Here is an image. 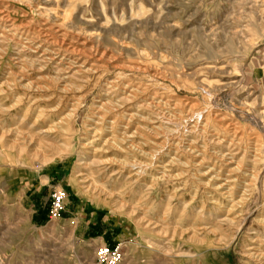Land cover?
Here are the masks:
<instances>
[{
	"label": "rangeland",
	"instance_id": "obj_1",
	"mask_svg": "<svg viewBox=\"0 0 264 264\" xmlns=\"http://www.w3.org/2000/svg\"><path fill=\"white\" fill-rule=\"evenodd\" d=\"M1 10L0 264H98L109 228L122 264H264V0H0ZM43 39L105 59L77 79L58 74L33 63L27 48ZM217 135H237L234 159ZM50 186L69 197L54 221Z\"/></svg>",
	"mask_w": 264,
	"mask_h": 264
},
{
	"label": "bare ground",
	"instance_id": "obj_2",
	"mask_svg": "<svg viewBox=\"0 0 264 264\" xmlns=\"http://www.w3.org/2000/svg\"><path fill=\"white\" fill-rule=\"evenodd\" d=\"M7 11V10H6ZM1 12H3V10H1L0 11V13ZM5 13V12H4ZM4 13H1L0 14V22H1V20L3 21L4 19L6 20L7 18H8V15L7 16H5V14ZM8 14V13H7ZM12 14V13H11ZM10 16V15H9ZM13 17V16H12ZM15 17V16H14ZM11 19V18H10ZM14 19L15 18H13V21H14ZM8 20H9V18H8ZM19 21H20V19H19ZM2 23V22H1ZM6 23V22H5ZM4 23V25H5V27H6V24ZM21 24H22V22H21ZM16 25L17 24H12V27H9V28H13V27H15L16 28ZM19 25V24H18ZM24 24H22V26H23ZM25 26V25H24ZM4 27V26H3ZM4 27V28H5ZM20 27V26H19ZM27 26H25V28H26ZM28 28V27H27ZM21 29H23V28H21ZM45 29V28H44ZM43 29V30H44ZM2 30V29H1ZM0 30V31H1ZM7 30V29H6ZM10 30V29H9ZM29 30V29H28ZM12 31V30H11ZM21 31V30H20ZM23 31H24V29H23ZM47 31V30H46ZM8 32V31H7ZM34 32V31H33ZM41 32V31H40ZM45 32V31H44ZM2 33H4L3 31H2ZM1 33V34H2ZM11 32H9V34H10ZM25 33V32H24ZM46 33H48V32H46ZM0 34V35H1ZM8 34V33H7ZM11 34H13V33H11ZM20 34V33H19ZM4 36H6V33L5 34H3ZM25 35H26V33H25ZM33 34H31V36H32ZM46 35V34H45ZM48 35H51L50 33L48 34ZM42 36H43V34H42ZM10 37V36H9ZM9 37H7V39L9 38ZM13 37V36H12ZM22 37V36H21ZM24 37V36H23ZM22 37V38H23ZM35 37V36H34ZM38 37V36H37ZM50 37V36H49ZM25 38H26V36H25ZM45 38H47V37H45ZM52 38V37H51ZM2 39V38H1ZM24 39V38H23ZM28 39H30V38H28ZM27 39V40H28ZM35 39V38H34ZM40 39V38H39ZM57 39V38H56ZM9 40H12V38L11 39H9ZM16 40V39H15ZM58 40V39H57ZM17 41V40H16ZM20 41V40H19ZM18 41V42H19ZM26 41V40H25ZM54 41H56V40H54ZM63 41V40H62ZM64 41H65V39H64ZM63 41V42H64ZM27 42H30V40H28ZM26 42V43H27ZM32 42V41H31ZM36 42V41H35ZM20 44H21V42H19ZM34 43V42H33ZM70 43V42H69ZM72 44V43H71ZM80 44H82V43H80ZM30 45V44H29ZM73 45H74V43H73ZM77 45H79V44H77ZM23 46V45H22ZM28 46V45H27ZM67 46V47H66ZM82 46V45H81ZM84 47V46H83ZM86 47V46H85ZM73 48V47H72ZM70 49V47H69V45H66L65 43H61V45H57V44H55V42L54 43H52L49 39L47 40V39H43V40H41V41H39L38 43H34L32 46H29L27 49L29 50L30 49V51L32 50V52H33V58H35V60L33 61V63L36 61V62H39V63H41V64H43L44 66L46 65V66H48V65H54V67H55V69L57 70V73L58 74H60V73H64L65 71H67L66 73H65V75L66 74H68V76L70 75V74H72V76L74 75H76L75 73H78L79 72V74L80 73H85V72H89V73H91V71H95V69H97V68H99V65H98V63L99 62H101V61H104L103 59H105V54H104V52H103V54H99V52H91L90 51V54H88L86 51H83V48H81L82 50H79V49H77V48H75V49ZM87 48V47H86ZM92 49V48H91ZM90 50V49H89ZM96 50V49H95ZM16 52V51H15ZM16 55V54H15ZM27 56V55H26ZM107 56V55H106ZM29 57V56H28ZM32 57V55L29 57V58H31ZM78 57V58H77ZM72 59V60H71ZM111 59V58H110ZM94 60V61H93ZM93 61V63L91 64V62ZM106 63H107V61H106ZM37 64V63H36ZM74 64L76 65V66H78L77 68H79L78 70H74ZM102 64V63H101ZM108 64V63H107ZM119 65V64H118ZM101 66V65H100ZM105 66V65H104ZM108 66V65H107ZM106 66V67H107ZM110 66V65H109ZM108 66V67H109ZM41 67H43V66H41ZM53 66H52V68H54ZM131 67V66H130ZM40 68V67H39ZM44 68V67H43ZM131 68H133V66L131 67ZM146 68V67H145ZM102 70V69H101ZM106 70V69H105ZM108 70V69H107ZM131 70V69H130ZM53 71H54V69H53ZM73 71H76V72H73ZM98 72H99V70H98ZM88 73V74H89ZM93 73V72H92ZM138 73V72H137ZM20 75V74H19ZM57 75V74H56ZM63 75V74H62ZM154 75V74H153ZM17 76H18V74H17ZM67 76V75H66ZM73 76V77H74ZM95 76V75H94ZM57 77V76H56ZM82 77H84L83 75H82ZM89 77V76H88ZM63 78V77H62ZM74 78H76L77 79V77H74ZM87 78V77H86ZM95 78V77H94ZM134 78V77H133ZM64 79V78H63ZM59 80H60V78H59ZM65 80V79H64ZM78 80H79V78H78ZM87 80H89V78L88 79H86L85 80V82L87 81ZM157 80V79H156ZM82 81H84V79H82ZM143 82V81H142ZM73 83H74V81H73ZM88 83V82H87ZM152 84V83H151ZM75 86L77 85V84H74ZM74 86V87H75ZM143 86V85H142ZM78 88L80 87V86H77ZM105 87V86H104ZM125 87V86H124ZM37 88H38V86H37ZM84 88V87H83ZM67 89V88H66ZM80 89V88H79ZM82 89V88H81ZM132 90V89H131ZM135 91H137V90H135ZM166 91V90H165ZM107 93V92H106ZM152 95V94H151ZM153 98V97H152ZM127 99V98H126ZM169 99V98H168ZM123 100V99H122ZM121 101V100H120ZM128 101V100H127ZM153 101V100H152ZM161 101V100H160ZM188 102V101H187ZM176 103V102H175ZM107 103H105L104 105H106ZM153 104V103H152ZM160 104V103H159ZM171 104V103H170ZM149 105V104H148ZM151 105V104H150ZM154 105H155V103H154ZM189 105V104H188ZM146 106V105H145ZM161 106V104L159 105V107ZM154 107V106H153ZM109 108V107H108ZM107 108V109H108ZM137 108V107H136ZM155 108H157V107H155ZM103 109H105V108H103ZM161 110V109H160ZM138 111V110H137ZM186 111V110H185ZM208 111V110H207ZM191 112V111H190ZM211 112V111H210ZM162 113V112H161ZM169 113V112H168ZM158 115V114H157ZM161 115V114H160ZM170 114H168L167 116H169ZM162 116H164V115H162ZM161 116V117H162ZM170 117V116H169ZM176 117V116H175ZM225 117V116H224ZM67 118V117H66ZM104 118V117H103ZM155 118V117H154ZM166 118V117H165ZM156 119H158V118H156ZM167 119V118H166ZM172 119V118H171ZM225 119V118H224ZM232 119V118H231ZM164 120V119H163ZM163 120H161V122L163 121ZM173 120H174V118H173ZM160 121V120H159ZM193 121V120H192ZM166 122V121H165ZM174 121H172V120H168V124H171L172 125V123H173ZM186 123H188L189 124V122L190 121H185ZM210 122V121H209ZM198 123V122H197ZM177 124V123H176ZM204 124V123H203ZM234 124V123H233ZM175 125V124H174ZM198 125V124H197ZM217 125H219V124H217ZM161 126V125H160ZM181 126V125H180ZM158 127V126H157ZM175 127H176V125H175ZM213 127V126H212ZM192 127H190V129H191ZM198 127H193V130L190 132V133H194L195 132V130L197 129ZM170 129V128H169ZM177 129V128H176ZM188 129H189V126H188ZM94 130H96V128L94 129ZM135 130H136V128H135ZM99 131L100 130H97V131H95V136H96V134L97 133H99ZM230 131V130H229ZM229 134V133H228ZM232 134H236V133H232ZM169 135V134H168ZM209 135V134H208ZM216 135V134H215ZM230 135V134H229ZM233 136H235V135H233ZM237 136V135H236ZM236 136L234 137V138H232V140L231 141H227L226 140V138L223 136V138L221 139H219V137H218V135H217V138H215V137H212V142L214 143V145H215V143L216 144H220L221 146H224V144L227 142V146L225 145L224 147H223V149H221L220 150V152H224V151H226L225 152V154L223 155V157H225V156H231V158L232 159H234V157H235V153H238V152H236V150H237V147H236V145L238 144V143H236ZM197 137V136H196ZM243 138V137H242ZM241 139V138H240ZM113 140V139H112ZM239 140V139H238ZM243 139H241L240 141H242ZM245 140V139H244ZM92 141V140H91ZM108 141H111L110 139L109 140H106V142H108ZM105 142V144H107ZM222 142H224V144L222 143ZM111 143V142H110ZM236 143V144H235ZM109 144V143H108ZM242 144V143H241ZM98 145V144H97ZM219 145V146H220ZM249 145V144H248ZM253 145V144H252ZM92 146V145H91ZM116 146V145H115ZM239 146V145H238ZM249 147V146H248ZM190 148V147H189ZM239 148V147H238ZM93 149V148H92ZM213 149V148H212ZM252 149V148H251ZM254 149H255V147H254ZM123 150V149H122ZM242 150V149H241ZM218 151V150H217ZM239 151H240V149H239ZM244 151V150H243ZM249 152H250V150H248ZM254 151H256V149L254 150ZM254 151H252V152H254ZM245 152H247V151H245ZM245 152H243V154H246ZM199 153V152H198ZM254 153H256V152H254ZM212 154V153H211ZM198 156V155H197ZM250 156V155H249ZM251 158H252V156H250ZM205 158V157H204ZM242 158H244V156L242 157ZM241 158V159H242ZM204 160V159H203ZM252 160V159H251ZM132 161V160H131ZM249 161V160H248ZM133 162H136V161H133ZM132 162V163H133ZM240 162H242V161H240ZM255 162V161H254ZM231 163V162H230ZM252 163V162H251ZM137 164H139V163H137ZM240 164V163H239ZM242 164H243V162H242ZM242 164H240V165H242ZM254 164V163H253ZM133 165V164H132ZM140 165L142 166V164L140 163ZM240 165H239V167H240ZM138 166V165H137ZM138 167H140V166H138ZM132 168V167H131ZM143 170V169H142ZM248 170V169H247ZM134 171V170H133ZM252 171V170H251ZM249 172V171H248ZM132 173V172H131ZM137 173L138 174H141L142 173V171L140 170V169H138V171H137ZM253 173V172H252ZM141 177V176H140ZM236 180V179H235ZM250 180V179H249ZM223 190V189H222ZM227 194V193H226ZM228 196H230L229 194H228ZM231 197V196H230ZM233 197V196H232ZM241 200L243 199V198H240ZM238 203V202H237ZM235 205V204H234ZM260 221V220H259ZM263 221V220H262Z\"/></svg>",
	"mask_w": 264,
	"mask_h": 264
},
{
	"label": "built area",
	"instance_id": "obj_3",
	"mask_svg": "<svg viewBox=\"0 0 264 264\" xmlns=\"http://www.w3.org/2000/svg\"><path fill=\"white\" fill-rule=\"evenodd\" d=\"M50 199L49 220H58L67 209L68 192L65 188L55 189ZM96 255L98 264H122L124 260L122 243L120 242L117 246L102 245Z\"/></svg>",
	"mask_w": 264,
	"mask_h": 264
},
{
	"label": "crops",
	"instance_id": "obj_4",
	"mask_svg": "<svg viewBox=\"0 0 264 264\" xmlns=\"http://www.w3.org/2000/svg\"><path fill=\"white\" fill-rule=\"evenodd\" d=\"M49 182H50V178H48L47 180H44L43 181V187H47L48 185H49ZM42 187V188H43ZM53 188V187H52ZM51 188V186H50V197H51V194H52V192L55 190V189H58V188H64V187H58V188H54V189H52ZM68 209V208H67ZM67 209H66V211H67ZM47 214H48V212H47ZM47 214H43V213H41V214H39V215H37V217L35 218V220H37V221H39V222H45V221H47L46 219H47ZM81 225H82V223L81 224H78L76 227H75V229H74V234L77 236L78 234H81V231L79 230V228L81 227ZM95 227V226H94ZM90 227L89 226H86L85 227V229L82 231V234H81V237H82V235H85L86 234V232H87V230L89 229ZM109 231H113V228H109L108 230H105L103 233H102V235H105V237H102V242L104 243V245H105V243H106V235L108 234V232ZM109 235V234H108ZM110 235H112V233L110 234ZM98 238H100V237H98ZM108 240V239H107ZM113 241V243L114 242H116V241H118V239L117 238H115V239H113L112 240ZM111 242V241H110ZM109 242V243H110ZM112 244V243H111ZM115 244V243H114Z\"/></svg>",
	"mask_w": 264,
	"mask_h": 264
}]
</instances>
